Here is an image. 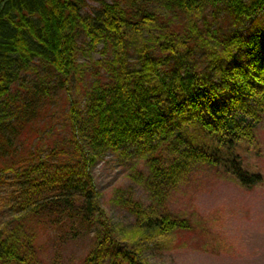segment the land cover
<instances>
[{
    "label": "trees",
    "instance_id": "trees-1",
    "mask_svg": "<svg viewBox=\"0 0 264 264\" xmlns=\"http://www.w3.org/2000/svg\"><path fill=\"white\" fill-rule=\"evenodd\" d=\"M99 1L89 17L82 14L86 0H0V184L18 185L11 207L22 213L7 236L0 233V264H41L38 231L59 244L91 236L85 264H148L144 241L193 228L189 218L134 201L135 226L115 224L92 171L107 152L137 151L161 185L175 182L188 153L226 165L246 188L264 181L237 151L255 139L264 116V51L255 38L264 29V0H162L165 13L139 0ZM79 32L93 47L112 46L113 54L98 62L105 72L83 106L68 97L63 132L37 140L16 160L12 145L28 107V76L47 68L73 83ZM198 54L207 56V71L193 65ZM187 57L192 64L184 67ZM209 69L220 74L219 84ZM38 86L43 93L32 94L39 100L53 98L47 83Z\"/></svg>",
    "mask_w": 264,
    "mask_h": 264
},
{
    "label": "rangeland",
    "instance_id": "rangeland-1",
    "mask_svg": "<svg viewBox=\"0 0 264 264\" xmlns=\"http://www.w3.org/2000/svg\"><path fill=\"white\" fill-rule=\"evenodd\" d=\"M86 1L82 14L94 17L101 9V1ZM139 2L165 13L162 0ZM255 38L264 51V29ZM77 44L80 70L73 83H65L62 78L47 73V68H41L39 74L27 75L29 82L24 89L28 91L24 93L23 100L28 107L20 117L22 125L15 131L19 132L12 145L16 160L25 158L31 147L37 145V140L48 141V135L52 139L63 132V117L70 106L68 97L83 106L86 91L97 76L104 74L98 62L113 54L112 46L100 43L93 47L91 38L84 32H79ZM236 54L237 57L242 56L239 51ZM128 57L131 65L138 63L135 51H131ZM185 60L184 67L192 64L190 58ZM193 65L201 72L204 67L209 68L210 63L207 56L198 54ZM209 72L210 81L219 84L220 74L214 69H209ZM43 81L53 96L45 103L39 100V95L32 94V89L42 92L45 86L39 88L38 85ZM34 112L38 116L32 119ZM237 151L248 169L264 174V116L255 130V139L241 142ZM187 156L184 164L177 169L175 182L164 185L155 180L150 161L137 151L107 152L100 156L92 171L107 216L119 227L131 229L137 219L130 205L134 201L145 210L167 211L191 220V230H180L144 241L143 257L148 264H264V181L249 189L231 174L226 165L202 163L191 153ZM170 162L171 156L166 164ZM17 187L12 180L0 184V233L4 232V236L22 217V213L11 207ZM38 232L41 264H85L91 236L59 244L43 233L40 237L41 231Z\"/></svg>",
    "mask_w": 264,
    "mask_h": 264
}]
</instances>
